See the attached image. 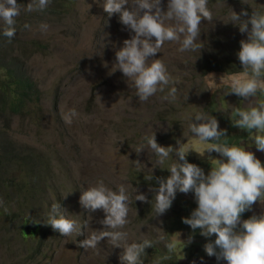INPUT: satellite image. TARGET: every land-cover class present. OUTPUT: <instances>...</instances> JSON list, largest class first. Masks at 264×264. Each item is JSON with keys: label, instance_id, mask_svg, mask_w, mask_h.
<instances>
[{"label": "rangeland", "instance_id": "1", "mask_svg": "<svg viewBox=\"0 0 264 264\" xmlns=\"http://www.w3.org/2000/svg\"><path fill=\"white\" fill-rule=\"evenodd\" d=\"M167 2L162 0L165 10ZM28 3L30 0H17L22 10L16 18V35L44 45L25 63L41 96L29 106L27 116L13 115L1 135L12 152L0 179V199L8 208L5 212L0 207V264H120L122 250L111 249L106 240L98 250L78 247L88 230L85 237H62L43 224L57 202L67 210L68 218L80 223L88 220L79 197L100 180L114 191L121 183L129 184L137 189L133 196L144 194L149 201L133 202L125 228L130 243L145 238L154 241V247L145 250L144 264H219L204 252V245L215 236L198 239L200 230L193 232L182 222L197 207L194 193L177 192L171 208L152 219L150 202L155 192L149 189L158 188L156 178H168L167 169L177 157L157 165L158 157L150 150L137 155L135 148L153 130L160 146L189 151L187 161L207 175L216 166L210 158L220 157L215 152L204 154L205 145L189 132L188 118L200 108L216 118L219 130L227 133L219 141L207 143L236 147L233 143L243 141L249 147L254 145L256 133L233 126L235 108L250 110L264 103V94L247 101L235 94L224 95L230 90L233 74L243 71L238 52L240 42L247 41L246 33L227 22L229 8L237 14L244 10L251 15L252 8L264 13V0H209L214 22L202 21L199 40L204 47L200 53H180L179 44L165 43L153 59H162L178 81L177 100L172 103L161 100L167 88L147 102L139 101L132 82L115 69V53L133 33L117 15L107 17L104 0H52L45 11L31 13L23 10ZM25 24L30 27L26 29ZM42 24L48 25L46 31L41 30ZM235 70L239 71L230 72ZM70 109L79 115L67 124L63 115ZM137 160L144 166L130 163ZM151 174L153 179L148 181ZM103 218L102 211L92 213L89 228L102 230L99 221ZM25 220L41 223L36 224L35 235H23ZM176 233L181 241L191 236L192 242L183 249V259L177 244L172 259L164 260L169 255L165 243L175 241Z\"/></svg>", "mask_w": 264, "mask_h": 264}, {"label": "clouds", "instance_id": "2", "mask_svg": "<svg viewBox=\"0 0 264 264\" xmlns=\"http://www.w3.org/2000/svg\"><path fill=\"white\" fill-rule=\"evenodd\" d=\"M51 3L52 0H30L23 10L29 13L43 12ZM102 7L107 17L117 15L119 22L133 33L116 51L114 66L132 82L139 101L147 102L158 92L164 93L167 88L161 100L175 102L178 96L175 84L178 81L170 75L162 59L153 57L161 53L165 43L179 44L177 51L180 53H200L204 47L199 40L202 21L210 24L214 22L209 0H168L166 10L162 7V0H104ZM229 9L227 23L238 26L240 33H246L247 41L240 42L238 52L243 71L233 74L230 90L224 95L235 94L247 101L258 94H264V13L252 8L251 15L244 10L237 14ZM21 10L17 0H0V31L9 42L16 34V18ZM24 27L27 29L30 26L25 24ZM40 28L46 31L48 25L42 24ZM209 76L213 77L215 83L214 76ZM187 98L186 95L185 100ZM200 109L188 118L189 132L205 145L204 154L215 152L220 157L210 158L216 166L210 168L207 175L202 168L187 161L189 151L182 147L160 146L153 130L135 148L137 155L146 149L150 150L158 157L157 165H164L173 155L177 157L172 159L174 162L167 169L170 173L168 178H156L158 188L149 189L155 192L150 202L152 219L163 216L171 208L177 192L194 193L197 207L182 222L193 232L199 229L200 235L205 238L215 236L213 242L204 245L206 255L215 257L217 261H226V264H264V214L241 220L242 214L251 211L254 204L264 202V165L244 147L207 143L219 141L227 133L219 130L216 118ZM78 115L75 109H70L63 115V119L65 123L71 124L73 117ZM233 126L256 133L252 142L258 151L264 152V103L250 110L235 108ZM177 145H180L179 141ZM130 163L137 168L143 165L138 160ZM152 179V174L147 177L148 181ZM130 187L129 184L121 183L118 190L114 191L100 180L82 191L79 197L80 206L89 214L88 220L80 223L68 218L67 210L57 202L51 205L43 224L50 226L62 237H85V230H88L87 237L79 241V248L98 250L101 241L106 240L111 249L122 250L119 254L120 264H144L145 250L153 248L154 241L145 238L130 243L129 232L125 228L130 223L128 217L133 202L149 201L144 194L133 196L137 189L132 188L130 193ZM0 207L8 212L3 199H0ZM98 210L104 213V218L99 221L103 228L92 230L89 228L91 214ZM32 223L41 224L39 221ZM174 235L177 237L175 241L165 243L169 255L164 256V260L172 259L177 244L181 245L179 254L183 259V249L192 242L191 236L187 241H181L179 233ZM159 239L163 241L164 237Z\"/></svg>", "mask_w": 264, "mask_h": 264}, {"label": "trees", "instance_id": "3", "mask_svg": "<svg viewBox=\"0 0 264 264\" xmlns=\"http://www.w3.org/2000/svg\"><path fill=\"white\" fill-rule=\"evenodd\" d=\"M43 46L39 40L22 39L16 34L9 42L0 31V179L3 171L7 170L8 158L12 152L1 135L9 127V120L13 115L27 116L29 106L38 103L41 96L35 82L25 70V63L30 55ZM2 189L3 184L0 183V191ZM25 221L23 235H35L38 226L29 220Z\"/></svg>", "mask_w": 264, "mask_h": 264}, {"label": "crops", "instance_id": "4", "mask_svg": "<svg viewBox=\"0 0 264 264\" xmlns=\"http://www.w3.org/2000/svg\"><path fill=\"white\" fill-rule=\"evenodd\" d=\"M229 124H231V123H229ZM231 143H233V142H231ZM233 144H235L236 147H244L245 150L251 151L255 155V157L261 162V164L264 165V152L262 153L261 151H258L256 149L255 145H253L252 147H249V146L245 145L243 141H240L239 143H233ZM261 214H264V202L254 204L252 206L251 211H247L244 214H242L241 220L243 221V220L249 219L252 215L259 216ZM198 239L204 240L205 237L200 236V237H198ZM214 263H212V264H214ZM219 264H226V261L220 260Z\"/></svg>", "mask_w": 264, "mask_h": 264}]
</instances>
